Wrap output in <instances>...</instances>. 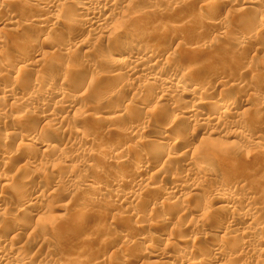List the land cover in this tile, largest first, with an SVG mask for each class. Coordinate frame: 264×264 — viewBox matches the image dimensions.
I'll use <instances>...</instances> for the list:
<instances>
[{
	"label": "rangeland",
	"instance_id": "1",
	"mask_svg": "<svg viewBox=\"0 0 264 264\" xmlns=\"http://www.w3.org/2000/svg\"><path fill=\"white\" fill-rule=\"evenodd\" d=\"M25 1H27V2L25 3ZM25 1L23 3L18 2L17 4H15L18 6L14 5V6H11V8L9 7V9L12 10V14H13L11 19H10L11 14H9L8 12H6L7 14L0 12V39H1V41L3 40V42L6 41V43L2 44V45H5L4 47L0 46L2 48L1 50H3V52H4L3 53L0 50V52H1L0 53V56H1L0 60L4 59V60L8 61V62L6 61V64L8 63V66L6 65V68L0 69V70H3V73H5L6 70H8V71L13 70V72H14L13 68L19 64H22V66L25 67L24 63L26 64V62H27L26 65H28L29 61L31 63H29V65L26 66L25 69L32 70V73L39 70V68L37 67L39 64L38 62L37 63L35 62L36 63L34 65L35 67H33V65H32L33 64L32 62L35 61V59H31V57L28 56V57H26V58H28V60L27 59L25 60V58L23 59L21 56H18L19 53H16V52L11 50L12 48H10V46L12 44L10 42V39H12L13 36H15L13 33H12L13 35L10 34L12 32V29H13L12 27L17 28L16 26H18V25L20 26L21 24H19V23L23 22L24 19L28 18L27 16H29V17L32 16L31 18H34V17L40 18L39 16H41L42 14H45L47 12L50 13L49 16L56 15V13L59 12V14L57 13V16H59L60 19H59L58 23L56 24V27L58 29L57 28H54V29H55V31L58 30V32L60 30V32L58 34H60V33L63 34L64 39H62V36L60 35L61 40L63 41L66 39V36H65L66 32L64 33L65 30L64 29L61 30L60 27H62L61 26L62 23H66L68 21L69 14H70L69 10L70 9L73 10L75 7H78L81 4L86 3L85 1H80V0H73L71 3H64L63 0H55V1L54 0H39L38 1L40 3L52 2L55 5L57 4L56 7L58 9L57 8L55 9L57 12H53L52 10L51 11H42L38 8H35L34 6L32 7L31 5H29L28 4V3H30L29 0H25ZM227 1L232 2V0H226L225 3L224 2L221 4L217 3L218 5H216L217 7L215 6L214 9L211 8L210 6L209 7L211 9L210 8L207 9L208 3L206 2V0H114V1L112 0V3L114 2V8H115L114 12H118V13L113 18L114 20L116 19L115 20L116 22L112 19V21H111L112 23L109 27H111L110 30L112 31V32L111 31L110 32L115 33V35L117 36L118 34H120L119 32L121 30H119V27H121L122 24H124V25H122L123 27L127 26V25L130 28L135 27L134 29L137 30L136 33H138L139 35H140L141 31H143V30L146 31V29L147 30H150V29L153 30L156 28L158 29V28L162 27L163 25H165L166 27L164 26L165 27L164 32L154 42L150 41L151 42L150 43L149 41H145L146 39H140V41H139V45H142V43H143L142 46H148V45L150 46L151 45L153 47L155 45L156 47H158L157 49H159V52H161V50H165L164 54L161 56L162 58H160L158 60V64H160V65H157V67L171 68V69H178L179 68L178 70L182 69L181 71H183V70H186V68H187L186 66H192L194 64L195 65L200 64L199 65L200 67L197 66L198 69H196L195 68L196 66H195L194 67L195 70H193V72H189L190 74H192L191 76L189 75L190 76L189 78H190L192 84H195V85H201L202 84V86L205 87L204 91H203L204 94L202 93V96H200V98H203V97L205 99L207 97L211 98L214 95L212 98H217L220 100V99H223L227 93L229 94L232 92V94H238L242 90L243 95H245V96H243V98L245 100L248 99V104H247V106L241 108V110L242 109L244 110L246 108H248V110H249V108L252 110H249L246 114H244V116L242 115L243 119L241 120V123H242L241 125H242V128H244V129L239 128L237 130L238 132H240V133L236 134L238 137L235 135L237 138L236 137L230 138V139H228V141L232 142V143H229V142L227 143V139L223 140L224 138L223 139L219 138L222 136L211 135V136L207 137V139H206V136H202L201 139L198 138L194 142L193 147H192L193 151L191 150V154L189 155L191 158L189 156H187V157H183L182 160H180L181 158L177 157L178 159L177 158L174 160L172 159L171 161H168V159H167V162H166L165 159L167 158L166 157L167 155H165V154L169 150H168V147H164V145L165 146H166V144L168 145L170 143V141L173 142V140L175 138L185 139L187 136H190L192 134L194 128H195V125H193V124H187L185 126H183V124L181 126L178 125V127H176V129H175L176 131L175 130L173 131V133L175 132L174 135L172 133L171 134L172 136L167 137L165 140H156L155 139V142L157 141V143L151 142L150 141V140H152V138H150L151 136H154L155 133L162 131V128H164L165 126H167L168 124L173 122V120H176L178 118V117H176L177 114L173 113L172 109L169 106H167V105L160 106L163 109H161L160 107H157L156 98H158L160 96L161 92L155 90L154 89L155 87H153V89H152L153 91H150L152 93H150V92L148 93V94H151V96L154 98L153 102L149 103L150 105H147L145 108H143L141 110H139V109L136 110L135 108H133V106L132 107L130 106L131 107V109H130L129 106H126V103H127V105L129 103L133 104V105H134V103L136 104L137 102H139L138 100H140V98L146 94V93H144L143 89H140V87H138V88L135 87L134 84L136 82L134 83L132 79L135 78L134 79V81H135V80H137V77H139L141 79L143 78V80H146V79H149L150 77H154L153 73H149V76H148V73H145L146 75L144 73L143 74L141 73V74H138L134 77L133 76L131 77L129 75L126 76V75L122 74L119 78H114L112 81V80H110V74H109L110 73L109 67H110V65H112V62H113V60H111V58H110V57H112L111 52L110 53H109V51L106 52L107 55H106V53H104L105 55H102V57L99 56V55H101L100 53L98 54V52H97V55H96V52H95L94 57L96 60L94 59V57H93V59L91 58L89 61H87L86 66H85V64H83V66L80 69L81 71H79L76 75L75 74L71 75V77L68 80H65L63 83L61 82V80H59V82H58V85H61V86L66 85L65 88L67 87V91L69 92L70 95L72 94L71 96L74 97V101H75V105L70 110L71 112L70 111L66 112L67 110H64L62 108H61L62 110L60 108L57 110L56 109L57 107L56 108H53L52 106L48 107V108H50L49 110L53 109L57 112H60L59 116L60 117L63 116L62 118H64L62 121H61V119H60V121L57 120V122H54V124L56 123L54 126H51V125H53V123H51V122H48V124H46L47 122H43V121H41V122L39 121V123H37V125H36V122H38V120L40 119V116H41L40 113L42 111H44L45 109L48 110V108H45V107L44 108L38 107L41 103H43L42 101H44V98L42 100V98H41L42 96H40V95H37V97L35 96L33 98L34 102L36 100H38L36 102L37 104H35L33 102V105H31V107H30L31 109H29L28 113L26 114V115L29 114V116L27 117V118H29L28 119L29 121L27 122V125H25V128L27 130L28 129L30 130V131L29 130L28 131L32 134L33 138H37L39 140L43 139L40 141L43 143H46V142H44L45 141L44 138H40V137H42L41 133L42 132L50 133V132L55 131V129L57 128L56 131L60 130L59 131L60 133L58 132V139H57L58 141H57L56 145L60 144L62 147L66 144L67 141H69L70 144H72L71 142H73L74 140H76L77 143L80 142L79 138L78 139H77V137H75V139L72 138L74 133L76 131L82 130L84 127H87L88 125H89L88 127H90L92 124L94 133H92V136H91L92 138L91 137H90L91 139L89 138V140H91L92 143L90 144L89 141H87V142L84 141L81 143L82 146H80V148L77 149L78 153L80 154L79 156L82 155L81 156L82 159L80 158V159H78V161L73 160L74 158H71L72 156H70L69 153H67L69 156L67 154H63L62 156H60V158H56V157L53 158V156L56 155L55 154L56 152H54V155H52L53 153L49 154L50 152H48V153L45 152L46 156H47V158H46L44 152H42L43 149H45L43 147L40 149L37 148V149L33 150L34 151L33 154H36V155H33L34 157L32 158V161H34V164H35L34 168H36V169L39 168L38 172L41 168L39 175L36 174L37 173L36 169L33 170L32 168H29L28 165H25L26 164L25 161L20 157H18V159H15L16 161L14 160L11 164L9 163L8 165L4 166L5 169L2 165H0L2 170L4 169V171L7 170L9 172V173L7 172L8 173L7 176H10L14 179L13 180V182H14L13 186L14 187L16 186V188L13 187L12 188L13 190L9 193L5 192V191H0L2 193V194L1 193L0 194L3 197V200L5 199L4 201L2 199H0L1 201H3L2 203H5V202L7 203V202L11 201L12 192L14 191L13 193H15L16 189L18 190L16 192H20V190L23 188L20 185L24 184L25 180H29V181H26L27 184L25 182V185H24L26 187L25 189H27V190H25L23 188V190L21 192H23L25 190L26 192L24 191L25 192L24 194L29 193L28 195L32 194L35 197L37 195L42 194L43 190H45L48 193L49 192L51 193V191H54V188L55 189L57 188L54 192L51 193L50 198L47 201H45L44 203H42V206L45 205L44 208H46V205H47L48 209L52 206L56 207L57 205L65 206V207L61 208L62 210H64L63 212L65 215L63 214V212L60 213L59 215L62 214L61 216L64 215V217L65 216L67 217V218L65 217L66 219L64 221L67 224V228L72 227L75 229L77 228V230L73 231V229L70 228L71 230L67 231V233H65V235L63 234V236L62 235L58 236V237H52L49 235L46 236L47 240L49 241L48 245L51 248V250L46 249L48 245L47 246H41V247L38 246L35 243V240H34L35 238H33L32 236L22 234L23 232H21L22 235L20 233H18V235H21L22 238H21V236H19V238L15 236V238L13 239L12 237H14V234H13V236L12 235L7 236V238L5 239L4 242L3 241L0 242L1 243L0 248L5 245L4 243L7 244L6 246H8V244H10L9 246H11V249H13V250L16 249L20 252L23 251L21 253H24V254L26 253L28 255V257H30V259H31L30 260L31 264L32 263H34V264H53L56 262H58V264L59 263L60 264H122V263L123 264H168V263L172 262L173 260L179 259L180 256L181 257L186 256L185 258H183V257L181 258L182 260L185 259V261L187 258H188L187 261L188 260L190 261V258H191L192 259L191 262L193 260H196L195 258L198 259L199 255H201V254L203 256H205V254H206V256H209V255H211L210 254L211 252H209L208 250H205L204 248L208 249V247H207L208 244L212 242V243H217V244L223 246V248L225 246H229L227 248L228 249L227 251L225 250L224 253H222L220 256H217L218 258L213 257V260H212V258H211L212 255L209 257L211 259H210V261L209 260L208 261L212 262V264H255L256 262L262 264L264 262V253L262 252L264 250V232L263 233L257 232L258 227L261 228L264 224V211H263L264 210V200H263L264 199V143L262 141L264 139V129H263L264 128V118H263L264 117V60H263L264 59V57H263L264 56V49H263L264 48V44H263L264 32L259 33L258 37H255L250 42H247V44L240 42L241 33L253 34V33L257 32L260 28H262L264 31V24H263V22H260L261 17L262 16L264 17V0H233L232 3H230V2L228 3ZM248 1H252V2L256 1V2H254L255 5H251V4L247 3ZM100 2L102 3L103 1H100ZM205 3H207V4L205 5ZM204 6H205V8H204ZM24 7H26V8H24ZM63 8L65 9V11ZM200 10H204V12L206 11L205 13L207 14L206 15L207 20H201V21L199 19L197 20L196 14ZM22 12H24L25 14L23 13L21 15L20 13H22ZM209 12H211V13H209ZM245 12H247V13H245ZM60 14H61V17H60ZM210 14H211V16H210ZM12 18L15 20H12ZM214 18H215V20H214ZM208 19L210 21H208ZM204 21H206V22H204ZM225 22L227 23V27L225 26L226 25ZM210 23L212 25H210ZM221 23H223L224 25L223 24L222 25L226 27L223 29L224 33L226 31L224 36H223V34H219V31H218L219 28L217 27V25L221 24ZM112 24H114L115 26ZM213 24H216V25L213 26ZM215 27H217L218 29ZM30 28H31V25H30ZM49 29L50 28L47 26L42 27L40 29V33L38 32L39 36L37 37V38L40 37V39H39L40 41H36V39H35V41H33L35 43H32L33 45L31 47H29L30 46L29 40L31 39L30 35L32 33L31 34L29 33L30 35H28L26 33L27 34V36H26V34L22 32V34L19 37H16L15 39L17 40L18 43L20 42V44L21 43L24 44L23 46L22 45L21 46L25 50L27 47L28 51L31 50L33 47H35L37 44L39 45V46L38 45L36 46L38 48L40 47L41 49H43V48L47 47L48 49H50L51 43L52 44L55 43V42L50 43V41H52V40L55 41V39H53V36H54V38H56V36L54 35V32H52L53 29H52V31H51V29L50 30ZM116 30H118V31L114 32ZM223 30H221L220 32H222ZM38 31H39V28H38ZM216 31H218V32H216ZM70 33L73 36H76L77 31L75 32L73 30V31H70ZM51 34H53V35H51ZM11 35H12V38H11ZM50 36H52V37H50ZM60 36L57 35L59 40H60ZM41 37H43L44 40L50 39V41H49L50 45H47L48 44V40H47V42L43 43V45L41 46L42 40H43V38H41ZM222 37H224V38H222ZM45 38H47V39H45ZM107 40H108V38L103 39V44L106 43ZM142 40H143V42H142ZM8 42H10L9 45H7ZM257 42H259V43H257ZM69 43L70 44H68V46H67L69 48L68 51L71 52L73 50V53H75L74 58H76V56L78 57L79 53L77 54L76 52H79L81 49L77 48L78 46H77L76 41L69 40ZM73 43H74V45H73ZM239 43H240V45H239ZM248 43H250V44H248ZM27 44H29V46ZM25 45H26V47H25ZM44 45H45V47H44ZM162 45H163V47H162ZM91 46H92V44L87 46V48L90 47L89 48L90 51H91V48H93L95 45L92 47ZM175 47H177V49H175ZM4 48L7 51H5ZM75 48H77V49H75ZM87 48H85V49H87ZM161 48H164V49H161ZM48 49H45V51H47ZM65 49H66V47H65ZM85 49H82V50L84 51ZM27 50H26V52L29 53L30 51L28 52ZM74 50H76V52ZM48 51L46 53V57H47V54H48V56H51V54L53 56V54H54V53H52L53 50H48ZM108 53H109V55H108ZM103 56H108L109 57L108 59L110 61H112L109 66H108V64L110 62L107 63L106 58H104ZM15 60H16L17 64L12 63ZM101 60H102V62H101ZM69 62L70 61L67 60L66 63H69ZM192 62H194V64ZM113 65H116V64H113ZM10 67H11V69H10ZM46 67H48V66H45V68ZM254 67L255 68L258 67L261 70L260 76L255 77V76L251 75ZM45 68L43 67L41 69H45ZM112 68L118 69L119 67L117 65L114 67L112 66ZM60 72L63 73L64 70L61 69ZM147 76H148V78H146ZM90 77H91V79H90ZM222 80L224 82H222ZM24 81L25 80L22 81L24 84L21 81L17 82L18 84L16 83V87L17 88H20V87L23 88V85H25ZM67 81H69L70 84L67 83ZM239 81H240V86L241 85L242 86L235 88L237 86L236 85L237 82H239ZM220 82H222L223 84L222 83L220 84ZM225 82H226L227 86H226ZM241 82H242V84H241ZM10 83H11V81H10L9 76H6L4 78H0V89L7 87V85L9 86ZM75 83L77 86L75 85ZM129 83L131 84V86ZM249 85H252L253 88H252V86L250 88ZM247 88H248V90H247ZM252 89H254V91H251ZM261 90H263V91H261ZM211 91H213V92H211ZM237 91H239V92L237 93ZM21 92H23V95H25V92H26V95H27V92L29 93L30 91H21ZM234 92H236V93H234ZM242 92L240 93V95H242ZM113 94H115V95H113ZM162 94H164V93H162ZM168 94L173 97L172 100L176 101V96L174 94H172L170 92ZM249 94H251V95L253 94V95L248 96ZM204 98H203V100H205ZM34 99H36V100H34ZM54 100L55 99H53V101ZM181 101H183V102H181ZM3 103H4V101L2 103H0V105H1L0 109L3 108L2 112L7 110V112L5 111L4 114L6 115V117L8 116L9 118L8 117L5 118L6 120H4V118H3V120L1 119L2 121H0V147H1L0 155L1 156L4 152L8 153V152H12V150L14 151L16 149V143L17 142H15L14 139L11 140L12 142H8L4 138L6 137L5 135H7L8 127L10 125L12 126L14 120L16 119V115H17V117L19 115L17 112V110L19 111V109H16V107L13 108V106H11L12 107L11 108L10 104L8 102L6 103V101H5L6 105ZM178 103H179V106H181L183 103V107H184L186 104H188V105L191 104L192 100L187 98V97H184L180 100L178 99ZM184 103H185V105H184ZM45 104H47V103H45ZM154 105L157 108H155ZM188 105H186V106H188ZM191 105H189V108ZM32 106H33V108H32ZM87 106L90 108V110H92L91 114H93L94 116L91 115L92 116L91 118H89V117L85 118V120H83V121L79 118L81 121V123H80V121L77 119V117L80 115L79 113H81L82 110L87 109ZM212 108L214 109L213 105H211V109ZM215 108H216V106H215ZM121 109L123 110L122 114H123L124 118H123V116H121V118H119L120 117V114H119L118 118L116 117L117 120L116 121L113 120V118L117 115L118 112L121 111ZM124 109L126 111H124ZM151 109H152V111H151ZM131 110H133V111H131ZM256 110H258V113L260 111H262L261 113L263 114L262 117L260 118L261 120L258 119L257 122H255L256 120H254L252 117H250L252 115L251 113L256 111ZM114 111L115 112L118 111L115 116H113V114H112ZM111 115L113 118L112 117L110 118ZM134 115H136L137 119H135ZM20 116H21V114H20ZM102 116H104V117L107 116L111 119V122L108 126H110L112 123L114 125L112 124L110 127H108L107 125L96 126L95 120H97L98 117H102ZM166 116H167V118H165ZM139 118H140V122H139ZM136 120H137V122H136ZM58 121L62 122V124L59 123ZM137 123H144V125H146L145 131L142 133L140 132L141 135H140V133H137L135 135H129V136L127 133L124 134V130H126L125 132H129L128 128L132 127L134 124H137ZM252 124H253V126H252ZM93 125H95V126H93ZM92 127H91V129H92ZM44 130H46V131H44ZM61 133H63L64 136H63V134L61 135ZM70 134L72 136H70ZM3 136H5V137L3 138ZM170 138L172 140H170ZM202 139H206L208 141H211L209 139H212V140H214L213 143H215L217 141L218 143L216 142L215 144H217L218 147H222L224 150H226V149L228 150V149H230V147H232V146L234 147L237 144L240 145L242 148L239 146L240 147L239 149L242 152L243 151L244 152L240 153L241 155H239L238 157L235 156L236 160H235V158L233 160V162H236V165L237 164L238 165L237 166L233 165V167H232V164H231L232 162H227V163H229V166L227 163H223L225 161L224 160L221 161L222 158H219V157H222L220 155L225 156V153H223V152L219 153V151H218V153L220 155L217 152L213 155V157H214L217 154V156H219V157H217V158L216 157H214V158L209 157V160H208L207 156H210V154L206 153V156L205 155L203 156V153L205 154V152H203L201 149L199 152V149L197 148V147L200 148V145L207 144V142L205 143L204 141H202V142L200 141V143H199V140H202ZM239 140H240V142H239ZM1 141L3 142V144ZM4 141H6V142L4 143ZM76 141H74V142H76ZM148 141L151 143H149ZM224 141H226V144L224 143ZM93 142H96V143H93ZM13 143H15V144L13 145ZM258 143L259 144L262 143L263 145L258 146ZM162 144H164V145H162ZM229 144H231V145H229ZM8 145H10V146H8ZM17 145H18V143H17ZM219 145H221V146H219ZM61 146H60V149H62ZM236 147H238V146H236ZM236 147H234V148H236ZM259 147H263V148L259 149ZM257 148H258V150H261L259 157H257L258 155H255L258 153ZM107 149L110 150V153H113L114 151L122 153L121 154L123 156L122 159L125 161V164L121 167L122 164L116 163L117 161L112 162L113 159L109 158V155H108L109 153H108ZM111 149H112V151H111ZM153 149L154 150L155 149H162V151H159V153L160 154H161V152H164V153L161 155L159 153L155 154L152 151ZM2 150H3V153H2ZM91 150H93V151H91ZM240 150H236V153L241 152ZM106 151H107V153H105ZM69 152H70V150H69ZM70 153H73V152H70ZM101 153H103V154H101ZM221 153H223V154H221ZM5 154H3V155H5ZM151 154H152V156L154 155L155 157L153 156L154 159L152 160V162L150 161L149 163L146 164V167L148 170L145 172V174L149 175V173H151L153 171H157L158 169L163 174H161V176H159L157 178H153L151 180V182L149 183L148 189L145 188V189L141 190V189H137L134 187L132 188L131 187L132 184L130 185L129 182L132 181V179H133L132 177H134V175L130 174L126 170V169H128L127 167L131 163L141 162L145 158L149 159L150 158L149 156H151ZM196 154H198V155L195 157ZM42 155H44L45 157ZM50 155H52V156L50 157ZM92 155H94V156H92ZM104 155H105V157H108V158L107 159L104 158ZM234 155H238V154H234ZM240 156H241V158H240ZM62 157L64 159L68 157L69 159L67 158V159H65L66 160L65 161ZM204 157H206V159H204ZM108 159H111V160H108ZM178 160L183 161L184 163L180 162ZM189 160L192 161V165L193 164L196 165L199 162H205V160H206V162L208 161L210 163H213V165L216 166L218 173H219L217 182L221 181V180H225L226 182L229 181L228 183L229 184L231 183V185H233V186H236V187L238 186V188L240 187V190L242 192L240 194L236 195L235 197H238V199H239L241 196H243V193H244V195L249 194L251 196V197L250 196L249 197L252 198L250 205L251 206L254 205L258 209H261V210H258V212H260L259 213L260 216L258 215V218L260 217V220L257 219L256 223L258 225L256 226V224H255V226H254L255 230H251L252 232L250 231L249 232L250 234L248 233V234L244 235V236H247V235L250 236L249 243L246 247L247 249H245V250H247L249 252L252 251L251 253L252 254L254 253L253 255H251L252 257L249 256V253H247V252H245V254L242 253L243 255L238 257V258H234V257H232V255H230L232 252H236V250H242L243 242H245V240H243L244 236H239L238 233L241 230H243L244 225H242V224L237 225L235 227V229L237 231V232L235 231V234H234V231L230 232L231 230H229V229L225 230L226 226H224V225L225 224L227 225L228 222H230V218H232L234 216L238 217L239 214L240 215L242 214V216H243L244 211H243L242 207H236L234 210L232 209L229 211L224 210V212H222V211L216 212V210L215 211L212 210L215 208L212 207L213 202H211V201H213V199L211 197H209V193L211 192V190L213 188L214 180L212 181L210 179L209 181L207 180L205 182L206 186L209 187L210 192L207 189L208 187L205 186L202 188V190L197 192V195H194V196L188 191H185L183 193L184 195L183 194H181V195H177V194L172 195L171 194L169 196V195L164 194L167 192L164 190L167 189L168 183H169L171 177L176 178L177 180L179 178V180L182 184L187 183V185H188V184H190L189 182H193L196 179L199 180L200 179L199 177H201L203 175V174H200L199 176H196L194 173H192V172L190 173L185 169V166L189 162ZM163 161H165V162H163ZM241 162L243 164H241ZM11 166H12V168H8ZM19 167H21V168H19ZM150 168H152V169H150ZM4 173H6V172H4ZM33 173L36 176H32ZM66 175H67V178H64ZM86 175L87 176L88 175L94 176V179L97 182H99V183L96 182L97 183L96 186L97 187L101 186L100 189H101L102 194H100L99 196L100 197H102L103 195L104 196L102 198H100L99 196L92 197V199H90L87 203H83L85 206L91 207V209L88 207L87 211H86V217H87V215H89L87 217V220L89 222L87 221L88 223H85V224L81 225L80 227H78V226L73 227L74 225L72 226V225H70V223H71V219L74 222V215H75L76 210L78 209V206L80 205L81 207H85L84 205H81L82 204L81 196H82V194H86L85 192H87V190H88L87 184L85 183L84 178H83ZM139 175L142 176L143 173H141ZM203 177H205L204 179H208L207 176H203ZM50 178L52 179V181L50 180ZM81 178H83V180ZM117 178H118V180H121V182L119 183V181L117 180L118 184L117 183L114 184L115 181H113V179L116 180ZM53 179H55V180H53ZM75 179L82 182V183L80 182V185H78L79 187L74 183ZM165 180H167L168 182ZM15 181H16V183H15ZM19 181H21V182L23 181L22 184H20L21 182H19ZM58 181H60V183H62V184H60ZM110 181H112L113 184L110 183ZM165 182H167V183H165ZM17 183H19V185ZM56 183H58V184H56ZM72 183H74L75 185ZM49 184H51V185H49ZM56 185L59 187H57ZM17 186H19V188H17ZM20 187H22V188H20ZM154 187L155 188L159 187L158 189L160 191L163 190L164 193L158 192V190L156 191V189ZM103 189H105L107 191H104ZM108 190L110 191V194L114 195V198H112L113 196L109 194ZM27 191H29V192L27 193ZM130 192L134 193L135 196L137 195L136 196L137 198L135 197V199H138L136 202H131L128 199L127 200H121V201L117 202L121 198V197L119 198L117 195L121 194L120 196H124ZM143 192H145V193H143ZM131 193H130V195H131ZM1 195H0V198H2ZM107 195H108V197H107ZM117 197L119 199H117ZM150 197H151V199H150ZM167 198H168V200H167ZM54 199H55V201H53ZM240 199H242V198H240ZM139 200H141V201H139ZM163 200L166 203L168 201L169 204L167 203L168 204L167 209L161 210V211H163V213L161 212L157 217L156 216L157 211L160 210L158 208H160L161 205L163 203H165ZM98 201H100V202H98ZM161 201H162V203H161ZM80 202H81V204H80ZM97 203L98 204L100 203L99 206L101 205L100 206L101 208L99 206H97L98 205ZM36 204L37 203H35V205H34L35 208H36ZM102 204L104 205V207H102L103 206ZM170 205H172V206H170ZM59 206H57V207H59ZM258 206H260V207H258ZM96 207L97 208L99 207L100 209L99 208L97 209ZM208 207H209V209H207ZM44 208H43V210L46 211V215L49 214L47 216L46 222H49V223L52 222L53 223L54 217L57 216L58 214L55 215L50 210H45ZM66 208H67V210L69 209L67 212L65 210ZM151 208H152V210H151ZM43 210L41 212H43ZM98 210H100L99 211L100 216L97 213ZM102 210H103L104 215L101 213ZM126 210H131V213L127 214ZM47 211H48V213H47ZM261 211H263V212L261 213ZM87 212H88V214H87ZM20 213L21 212H16L15 210H11L9 214L12 216V215L20 214ZM95 213H97V215ZM32 216L31 215L29 216L30 217L29 220L31 222H33V221L35 222L36 217H34V216L32 217ZM95 216L98 219H96ZM212 216H213V218H212ZM242 216H239V217H242ZM155 217H157V218L155 219ZM199 217L202 218L204 226H202L201 223H198V224L196 223V221L200 220ZM209 217L214 219V224H213V220L210 219ZM243 218H245V217H243ZM157 219L162 220L161 221L162 223L161 222H160V224L157 223V221H158ZM209 219H210V221L212 220L211 221L212 223L210 221H208ZM29 220L28 221L26 220L28 223L25 221V226L27 224H29V222H30ZM178 221H180V222L178 223ZM215 221H217V222H215ZM31 222L29 225H33V224H31ZM64 222H63V224H64ZM204 222H205V224H204ZM66 224H64V225H66ZM94 224H95V227H94ZM87 226H88V228H87ZM92 226H93V228H92ZM198 226H201L202 228L205 227V228H203V230H200V227H199V230H198V228H197ZM85 229H87V230H85ZM84 230H85V232H84ZM157 232H162L163 234L166 233V236H161L162 239L156 240L154 237L157 236V234H156ZM121 233H122V235H124V238H123V236H119ZM204 233L208 236H205L206 238L203 241V243L196 242L194 244H191V245H194L192 247H190L191 245H189V244H185V243H187L186 241L190 237L199 238ZM210 233H214L215 235L212 237ZM79 234H81L82 236ZM236 234H238V235H236ZM234 235H236V236H234ZM25 236H27V237H25ZM9 239H11V241ZM12 240H14V241H12ZM146 242L152 243V245L155 248L154 252L156 254L159 253L157 255H160L161 258L158 257L157 259L156 258L149 259V257H148L149 253L148 252L146 253V251L144 252L142 247H141V244H140V243L145 244ZM182 242H184V243H182ZM52 243H54V244H52ZM203 244H204V246H203ZM181 245H183V247H184L182 251L179 249V247H182ZM17 247L21 250H19ZM199 247L202 248L203 251ZM255 250H256V252H255ZM126 251H128V252L132 251L133 255L130 258L125 256ZM20 252H19V254H20ZM207 253H209V254H207ZM207 264H209V263H207Z\"/></svg>",
	"mask_w": 264,
	"mask_h": 264
},
{
	"label": "bare ground",
	"instance_id": "2",
	"mask_svg": "<svg viewBox=\"0 0 264 264\" xmlns=\"http://www.w3.org/2000/svg\"><path fill=\"white\" fill-rule=\"evenodd\" d=\"M10 3H9V2ZM0 0V12L2 13H6L8 12L9 14H11L10 16V19L12 17V10L9 9V7L11 8V6H14L15 4H17L18 2H24L25 0ZM30 3H28L29 5H31L32 7L34 6L35 8H38L42 11H53V12H57L55 9L57 8L56 5L52 2H46V3H40L38 2L39 0H29ZM55 1V0H54ZM73 0H63L64 3H71ZM80 1H85L86 3L85 4H81L80 6L78 7H75L73 10H69L70 14H69V18H68V21L66 23H62L60 27V29H64V33H65V36H66V39L65 40H61V36H62V39L63 38V34H58L60 32L55 31L54 28H57L56 27V24L58 23L59 21V16H57V13L59 14V12L56 13V15H53V16H49L50 13L47 12L45 14H42L41 16H39L40 18H31L29 16H27L28 18L24 19L23 22L19 23L21 24L20 26H16L17 28L15 27H12V32L10 34H14L15 36H13L12 38V35H11V38L10 39V42H11V46L10 48H12L11 50L16 52V53H19L18 56H21L23 59L25 58V60L28 58L26 57H31V59H35V61H33L32 65L33 67H35L34 65L38 62V68L39 70L35 71L34 73H32V70H28V69H25L26 66L29 65V63H31L29 61L28 65L27 62L26 64L24 63L25 67L22 66V64H19L17 66H15L13 69H14V72L13 70L11 71H8L6 70L5 73H3V70H0V78H4L6 76H9L10 77V85L3 89H0V103H2L4 101L3 104H5V101L6 103L8 102L10 104V107L13 106V108L16 107V109H19V111L17 110L18 112V117L16 115V119L14 120L12 126L10 125L8 127V132H7V135L3 136V138L5 140H7L8 142H12L11 140L14 139L16 143V149L13 151L12 149V152H4L3 153V150H2V153L5 154L2 156L0 155V165H2L3 167L8 165L9 163L11 164L15 159H18V157L22 158L24 161H25V165H28L29 168H32L33 170L36 169L34 168L35 164H34V161H32V158L34 157L33 155H36V154H33V150L35 149H40V148H45L43 149L42 152H44L45 156H46V153L50 152L49 154L53 153L52 155H54V152H56L55 156L56 158H60V156H62L63 154H67L69 153L70 156H72L71 158H74L73 160H76L78 161V159L81 158V156H79L80 154L78 153V150L80 148L81 143L82 142H87L89 141L90 144L92 143L91 140H89V138L92 136V133L93 132V127H92V124L90 127H82L80 131H76L73 135L72 138L75 139V137H77V139L79 138L80 142L77 143L76 142H71L72 144L69 143V141H65L66 144L62 147L60 144L56 145L57 144V139H58V132L60 131H53V132H42L41 135L42 137L40 138H44L46 143H43L41 142L40 140H43V139H37V138H33L32 134L25 128V125H27V122L29 121L27 118L29 116L26 115L29 111V109H31V105H33V98L37 95H40L42 96V100L44 98V101H42L43 103H41L38 107H41V108H48L50 106H52L53 108H56L57 110L60 108L64 109V110H67L66 112H69L73 106L75 105V101H74V97L71 96L69 94V92L67 91V87L65 88L66 85H58V82L59 80H61V82L63 83L65 80H68L71 75H76L79 71H81V67L83 66V64H87V61H89L91 58L93 59V57L95 56V52H96V55H97V52L98 54L100 53L102 57V55H105L104 53L108 52L109 53L111 52V55L112 57L110 61L108 58V56H103L104 58H106V61L107 63L110 62L108 64V66L111 64L112 62V65H110V80L113 81L114 78H119L122 74L124 75H129V76H136L138 74H145V73H148V76H149V73H153L154 77H150L149 79H146V80H143V78H139L137 77V80L134 81L135 78H133V82L135 83V87H140V89H143L144 90V93H146L145 95H143L140 100H138L139 102H137L136 104L134 103L133 104H128L126 103V106H129V108L131 109V107L133 106V108H135L136 110L139 109H143L145 108L147 105H150L149 103L150 102H153L154 98L151 96V94H148L150 91H153V87H155L154 89L164 93V94H160V96L158 98H156V105L157 107H160V106H169L173 113H176L178 117L176 120H173V122H171L170 124H168L167 126H165L164 128H162V131H159L157 133L154 134V136H151L150 138H152V140H150L151 142H154V143H157V141L155 142V139L156 140H165L167 137H170L172 136L171 134L173 133V131L176 129V127H178V125H182L185 126L187 124H193L195 125V128L192 132V134L190 136H187L185 139H178V138H175L172 141H170V143L166 146L164 144V147H168V150L167 153L165 155H167L165 161L167 162V159L168 161H171L172 159H176L177 157L181 158L180 160H182L183 157H187L191 154V150H192V147H193V144L194 142L199 138L201 139L202 136H206V139L207 137L211 136V135H217V136H222V137H219V138H224L223 140H226L227 139V143L229 142L228 139L230 138H234L236 137L238 133L237 130L240 128V129H244L242 128V123H241V120L243 119L242 118V115L244 116V114H246L249 110H252L249 108H246V109H242L243 107L247 106L248 104V99H244L243 96V92L242 90L240 91V93L242 92V95H240V93H238L239 91H237V93L239 94H232L231 93H227L226 96L223 98V99H217V98H204L205 100H203V98H200V96H202V93L204 91V88L201 85H195V84H192L191 83V80H190V76L192 74H190L189 72H193V70L198 69L197 66L199 65H195L194 62H192L194 65L192 66H186V70H178V69H171V68H163V67H157V65H160L158 64V60L160 58H162L161 56L164 54L165 50H161V52H159V49H157L158 47H156L154 44V46L152 47L151 45L149 46H142L143 45V40H142V45H139V41L140 39H146L145 41H155L165 30V25H163L162 27L160 28H156V29H153L151 30H143L141 31L140 35L137 32V30H135L133 28H130L128 25L127 26H122L124 24L121 25V27H119V30H121L117 36L115 35V33H111L112 31L110 30L111 27H109L111 25V21L112 19L115 17V15L118 13V12H114L115 8H114V2L112 3V0H80ZM100 1H103L102 3ZM114 1V0H113ZM226 0H206V2L208 3H205V5L207 4V9H209L210 7L214 9V7L216 5H218L219 3H225ZM27 1H25L26 3ZM228 3H232L231 1H227ZM256 1H248L247 3L248 4H251V5H255ZM9 3V4H8ZM21 3V4H22ZM129 3V2H128ZM192 3V2H191ZM218 3V4H217ZM20 4V5H21ZM27 4V5H28ZM175 4V3H174ZM177 4V3H176ZM23 5V4H22ZM257 5V4H256ZM15 6H18V5H15ZM210 6V7H209ZM30 7V6H29ZM66 7V6H65ZM217 7V6H216ZM26 8V7H24ZM28 8V7H27ZM203 8V7H202ZM205 8V6H204ZM210 8V9H211ZM14 9V8H13ZM18 9V8H17ZM29 9V8H28ZM58 9V8H57ZM62 9V8H61ZM64 9V8H63ZM68 9V8H67ZM66 9V10H67ZM200 9V8H199ZM212 9V10H213ZM15 10V9H14ZM59 11V10H58ZM65 11V9H64ZM210 11V10H209ZM15 12V11H14ZM17 12V11H16ZM67 12V11H66ZM126 12V11H125ZM124 12V13H125ZM206 12V11H205ZM204 12V10H200L198 11V13L196 14V17H197V20L199 19L200 21L201 20H207L206 18V13ZM214 12V11H213ZM241 12V11H240ZM239 12V13H240ZM24 12L20 13L21 15L23 14ZM211 13V12H209ZM208 13V14H209ZM238 13V14H239ZM247 13V12H245ZM7 14V13H6ZM8 14V15H9ZM25 14V13H24ZM29 14V13H28ZM55 14V13H54ZM242 14V13H241ZM48 15V16H47ZM217 15V14H216ZM237 15V14H236ZM18 16V15H17ZM26 16V15H25ZM211 16V14H210ZM20 17V16H19ZM37 17V16H36ZM60 17H61V14H60ZM213 18V17H212ZM241 18V17H240ZM9 19V20H10ZM211 19V18H210ZM12 20H15L12 18ZM23 20V19H22ZM114 20V19H113ZM116 20V19H115ZM114 20V21H115ZM215 20V18H214ZM208 21H210L208 19ZM207 21V22H208ZM218 21V20H217ZM10 22V21H9ZM17 22V21H16ZM19 22V21H18ZM116 22V21H115ZM119 22V21H118ZM206 22V21H204ZM259 22V21H258ZM260 22H263L264 24V17L262 16L261 17V20ZM259 22V23H260ZM162 23V22H161ZM160 23V24H161ZM167 23V22H166ZM216 23V22H215ZM226 23V22H225ZM115 24V23H114ZM112 24V25H114ZM119 24V23H118ZM223 23L221 24H218L217 27L219 28V34H223V36L225 35L224 33V28L227 27V23H226V27L222 25ZM262 24V25H263ZM9 25V24H8ZM30 25H31V28H30ZM210 25H212L210 23ZM209 25V26H210ZM216 25V24H213V26ZM229 25V24H228ZM260 25V24H259ZM15 26V25H14ZM49 27L52 31L54 32V35L56 36V38H54L53 36V39L52 41H50V39L48 40V44L47 45H50L49 44V41L50 43L51 42H55L54 44L51 43V48L48 49L47 47L46 48H43L41 49L40 47H33L31 50H27L28 48L26 47V50L29 52L27 53L26 50L22 47L24 44H20V42L18 43L17 40L15 39L16 37H19L22 32L23 33H27L28 35H30L31 39L29 40V44H27L29 47H31L33 44L32 43H35L33 41H40V37L37 38L39 35H38V32L40 33V29L42 27ZM115 26V25H114ZM165 26V27H164ZM132 27V26H131ZM159 27V26H158ZM215 27V28H217ZM38 28H39V31H38ZM217 28V29H218ZM49 29V30H50ZM58 29V28H57ZM137 29V28H136ZM216 29V30H217ZM77 31L76 33V36H73L70 31ZM221 30H223L222 32H220ZM111 31V32H110ZM118 30L114 31V32H117ZM214 31V30H213ZM216 31V32H218ZM248 32V31H247ZM264 32L262 28H260L257 32L253 33V34H245V33H241V40L240 42L242 43H246L247 42H250L251 40H253L255 37H258L259 33H262ZM30 33V34H29ZM26 34V36H27ZM72 36H71V35ZM117 34V33H116ZM53 35V34H51ZM60 36V40L59 38L57 37ZM229 35V34H228ZM221 36V35H220ZM254 36V37H253ZM52 37V36H50ZM49 37V38H50ZM226 37V36H225ZM230 37V36H229ZM21 38V37H20ZM43 38V37H41ZM105 38H108L107 42L103 44V39ZM218 38V37H217ZM220 38V37H219ZM224 38V37H222ZM3 39V38H2ZM18 39V38H17ZM25 39V38H24ZM38 39V40H37ZM257 39V38H256ZM255 39V40H256ZM261 39V38H260ZM8 40V39H7ZM47 40H42V44L41 46L43 45V43H46ZM69 40H72V41H76L77 43V48H80L81 50L79 52H76V50H74L77 54L79 53L78 57L76 56V58H74L75 56V53H73V50L70 52L68 51V44L69 43ZM176 40V39H175ZM216 40V39H215ZM259 40V39H258ZM5 41V40H4ZM44 41V42H43ZM158 41V40H157ZM7 43V45H9V43ZM25 42V41H24ZM216 42V41H215ZM3 43H6L3 42V40L1 41L0 39V46L4 47L5 45H2ZM39 43V42H38ZM151 43V42H150ZM241 43V44H242ZM259 43V42H257ZM94 46L93 48H91V51H90V47L87 48L88 45H91ZM157 44V43H156ZM238 44V43H237ZM250 44V43H248ZM264 44V42H263ZM22 45V46H21ZM35 45V44H34ZM46 45V46H47ZM74 45V43H73ZM76 45V44H75ZM161 45V44H160ZM235 45V44H234ZM240 45V43H239ZM238 45V46H239ZM39 46V45H38ZM91 46V47H92ZM167 46V45H166ZM0 47V50L2 49ZM8 47V46H7ZM45 47V45H44ZM66 47V49H65ZM163 47V45H162ZM242 47V46H241ZM57 48V49H56ZM75 48V49H77ZM87 48V49H85ZM238 48V47H237ZM22 49V50H21ZM45 49H48V50H53L51 56H48L47 54V57H46V53L47 51H45ZM71 49V48H70ZM82 49H85L84 51ZM157 49V50H156ZM161 49H164V48H161ZM167 49V48H166ZM171 49V48H170ZM175 49H177V47H175ZM264 49V48H263ZM5 50V48H4ZM7 51V50H5ZM260 51V50H259ZM1 52H3V50H1ZM0 52V53H1ZM9 52V51H8ZM11 52V51H10ZM22 52V53H21ZM49 52V51H48ZM174 52V51H173ZM4 53V52H3ZM13 53V52H12ZM108 53V55H109ZM6 54V53H5ZM49 54V55H50ZM81 55V56H80ZM107 55V53H106ZM1 57V56H0ZM98 57V56H97ZM262 57V56H261ZM264 57V56H263ZM8 58V57H7ZM117 58V59H116ZM95 59V57H94ZM68 61H70L69 63H66ZM96 60V59H95ZM109 60V61H108ZM264 60V59H263ZM6 61L7 60H0V69H4L6 68V65L8 66V63L6 64ZM104 61V60H103ZM8 62V61H7ZM36 62V63H35ZM102 62V60H101ZM11 63V62H10ZM14 64H17L16 60L14 62H12ZM82 63V64H81ZM100 63V62H99ZM98 63V64H99ZM113 64H116V65H113ZM258 64V63H257ZM11 65V64H10ZM31 65V64H30ZM118 65V69H114L112 68V66H117ZM170 65V64H169ZM45 66H48L45 68ZM93 66V65H92ZM97 66V65H96ZM196 66V67H195ZM36 67V68H37ZM45 68V69H41V68ZM185 67V66H184ZM195 67V68H194ZM200 67V66H199ZM84 68V67H83ZM82 68V69H83ZM86 68V67H85ZM176 68V67H175ZM11 69V67H10ZM64 70L63 73L60 72V70ZM202 69V68H201ZM204 69V68H203ZM206 70V69H205ZM199 71V70H198ZM251 73V72H250ZM87 74V73H86ZM198 74V73H197ZM93 75V74H92ZM146 75V74H145ZM190 75V76H189ZM252 76H260L261 75V70L257 67L252 70ZM263 75V74H262ZM148 76L146 78H148ZM100 77V76H99ZM145 77V76H144ZM8 78V77H7ZM97 78V77H96ZM195 78V77H194ZM91 79V77H90ZM104 79V78H103ZM201 79V78H200ZM23 80H25V85H23V88L20 87V88H17L16 87V83L17 82H22ZM78 80V79H77ZM116 80V79H115ZM202 80V79H201ZM71 81V80H70ZM74 81V80H73ZM121 81V80H120ZM214 81V80H213ZM226 81V80H225ZM230 81V80H229ZM233 81V80H232ZM231 81V82H232ZM109 82V81H108ZM222 82H224L222 80ZM220 82V84L222 83ZM243 82V81H242ZM241 82V84H242ZM254 82V81H253ZM23 83V82H22ZM67 83H69V81H67ZM72 83V82H71ZM79 83V82H78ZM83 83V82H82ZM93 83V82H92ZM132 83V82H131ZM205 83V82H204ZM251 83V82H250ZM18 84V83H17ZM24 84V83H23ZM70 84V83H69ZM121 84V83H120ZM130 84V83H129ZM128 84V85H129ZM198 84V83H197ZM219 84V85H220ZM223 84V83H222ZM226 84V82H225ZM253 84V83H252ZM20 85V84H19ZM76 85V83H75ZM91 85V84H90ZM95 85V84H94ZM127 85V84H126ZM205 85V84H204ZM217 85V84H216ZM215 85V86H216ZM237 87L240 86V81L237 82L236 84ZM248 85V84H247ZM77 86V85H76ZM93 86V85H92ZM131 86V84H130ZM223 86V85H222ZM227 86V84H226ZM242 86V85H241ZM240 86V87H241ZM250 88L252 85H249ZM248 86V87H249ZM256 86V85H255ZM263 86V85H262ZM16 87V88H15ZM19 87V86H18ZM75 87V86H74ZM126 87V86H125ZM246 87V86H245ZM88 88V87H87ZM91 88V87H90ZM93 88V87H92ZM130 88V87H129ZM253 88V86H252ZM100 89V88H99ZM128 89V88H127ZM207 89V88H206ZM205 89V90H206ZM20 90V91H19ZM245 90V89H244ZM248 90V88H247ZM21 91H30L29 93L27 92V95H26V92H25V95H23V92ZM88 91V90H87ZM251 91H254V89H252ZM263 91V90H261ZM172 93L176 96V101L175 100H172V96H170L168 93ZM213 92V91H211ZM249 92V91H248ZM79 93V92H78ZM85 93V92H84ZM109 93V92H108ZM152 93V92H150ZM158 93V92H157ZM208 93V92H207ZM236 93V92H234ZM255 93V92H254ZM30 94V95H29ZM171 94V95H172ZM204 94V93H203ZM115 95V94H113ZM253 95V94H252ZM251 94H249L248 96H252ZM255 95V94H254ZM110 96V95H109ZM211 96V95H210ZM209 96V97H210ZM59 97V98H58ZM76 97V96H75ZM184 97H187L189 99L192 100V105L190 106L189 108V105L186 106L185 103L183 107V103L181 106H179V103H178V99H182ZM247 97V96H246ZM88 98V97H87ZM110 98V97H109ZM115 98V97H114ZM53 99H55L53 101ZM57 99V100H56ZM79 99V98H78ZM244 99V100H243ZM36 100V99H34ZM251 100V99H250ZM38 100H36L34 103L37 104ZM183 102V101H181ZM250 102V101H249ZM47 103V104H45ZM214 103V104H213ZM252 103V102H251ZM39 104V103H38ZM91 104V103H90ZM181 104V103H180ZM6 105V104H5ZM211 105L214 106V109L212 108L211 109ZM1 106V105H0ZM18 106V107H17ZM86 106V105H85ZM90 106V105H89ZM131 106V107H130ZM155 106V105H154ZM216 106V108H215ZM155 106V108H157ZM2 108V107H1ZM12 108V107H11ZM33 108V106H32ZM132 108V109H133ZM161 109H163L162 107H160ZM253 108V107H252ZM3 109V108H2ZM0 109V121L3 120H6L5 118L6 115L4 114V112L7 110H5L4 112H2L3 110ZM15 109V110H16ZM50 108H48V110H44L40 113V119L38 120V122H36V125L37 123H39V121H43V122H47L46 124H48V122H51L53 123V125L51 126H54V122H57V120L61 121L64 119L62 117L59 116V113L60 112H57L53 109L49 110ZM61 109V110H62ZM82 109V108H81ZM134 109V110H135ZM42 110V109H41ZM60 110V111H61ZM129 110V109H128ZM135 110V111H136ZM146 110V109H145ZM91 111L90 108L87 106V109L85 110H82L81 113H78L80 114L77 119L80 121V119L83 121L85 120V118H91L93 114H91ZM124 111H126L124 109ZM133 111V110H131ZM152 111V109H151ZM155 111V110H154ZM71 112V111H70ZM115 112V111H114ZM112 113L113 116L116 115V113L118 112H115V113ZM149 112V111H148ZM159 112V111H158ZM262 111H260L258 113V110L252 112L251 116L254 120H256L255 122H257L258 119H260L262 117ZM30 113V112H29ZM123 110L121 109L120 112L117 113V115L113 118L112 115L110 116V118L112 117L113 120H117L119 114H120V117L123 116ZM138 113V112H137ZM142 113V112H141ZM156 113V112H155ZM10 114V113H9ZM8 114V115H9ZM21 114V116H20ZM39 114V113H38ZM122 114V115H121ZM125 114V113H124ZM143 114V113H142ZM158 114V113H157ZM146 115V114H145ZM150 115V114H149ZM38 116V115H37ZM94 116V115H93ZM138 116V115H137ZM144 116V115H143ZM148 116V115H147ZM67 117V116H66ZM117 117V118H116ZM135 119L136 118V115H134ZM133 117V118H134ZM140 117V116H139ZM9 118V117H8ZM80 118V119H79ZM109 117H98L97 120H95L96 122V126H101V125H109L110 122H111V119ZM116 118V119H115ZM124 118V116H123ZM131 118V117H130ZM146 118V117H145ZM153 118V117H152ZM167 118V116L165 117ZM264 118V117H263ZM2 119V120H1ZM67 119V118H66ZM90 120V119H89ZM145 120V119H144ZM143 120V121H144ZM164 120V119H163ZM261 120V119H260ZM58 121V122H59ZM132 121V120H131ZM148 121V120H147ZM172 121V120H171ZM4 122V121H3ZM6 122V121H5ZM93 122V121H92ZM114 122V121H113ZM119 122V121H118ZM137 122V120H136ZM139 122H140V118H139ZM161 122V121H160ZM165 122V121H164ZM243 122V121H242ZM254 122V121H253ZM2 123V122H1ZM30 123V122H29ZM28 123V124H29ZM62 124V122H59ZM69 123V122H68ZM81 123V121H80ZM152 123V122H151ZM157 123V122H156ZM45 124V123H44ZM113 124V123H112ZM111 124V125H112ZM244 124V123H243ZM254 124V123H253ZM252 124V126H253ZM31 125V124H30ZM64 125V124H63ZM68 125V124H67ZM71 125V124H70ZM110 125V126H111ZM114 125V124H113ZM128 125V124H127ZM148 125V124H147ZM161 125V124H160ZM33 126V125H32ZM35 126V125H34ZM45 126V125H44ZM95 126V125H93ZM108 126V127H110ZM132 126V125H131ZM27 127V126H26ZM63 127V126H62ZM92 127V129H91ZM162 127V126H161ZM194 127V126H193ZM245 127V126H244ZM247 127V126H246ZM30 128V127H29ZM70 128V127H69ZM115 128V127H114ZM181 128V127H180ZM186 128V127H185ZM61 129V128H60ZM146 129V125H144V123H137V124H134L132 127L128 128L129 132H125L126 130H124V134H128L129 135H135L137 133H142L144 132ZM264 129V128H263ZM34 130V129H33ZM42 130V129H41ZM52 130V129H51ZM70 130V129H69ZM109 130V129H108ZM113 130V129H112ZM249 130V129H248ZM46 131V130H44ZM72 131V130H71ZM118 131V130H117ZM176 131V130H175ZM108 132V131H107ZM255 132V131H254ZM60 133V132H59ZM72 133V132H71ZM140 133V135H141ZM175 133V132H174ZM173 133V135H174ZM63 133H61L62 135ZM123 134V133H122ZM254 134V133H253ZM252 134V135H253ZM181 135V134H180ZM236 135V136H235ZM64 136V134H63ZM62 136V137H63ZM70 136H72L70 134ZM185 136V135H184ZM183 136V137H184ZM108 137V136H107ZM181 137V136H180ZM213 137V136H212ZM238 137V136H237ZM236 137V138H237ZM92 138V137H91ZM90 138V139H91ZM204 138V137H203ZM2 139V138H1ZM67 139V138H66ZM71 139V138H70ZM147 139V138H146ZM149 139V138H148ZM206 139H202V140H199V143L200 141H204L205 143L207 142V144H203V145H200V148L197 147L199 149V152H200V149L205 152V154L203 153V156L205 155L206 156V153L210 154V156H207L208 160H209V157L211 158H214V157H219L217 156H214L213 155L218 151L219 153L220 152H223L225 153V156L223 155H219L222 156V157H219V158H222L221 161H225L223 163H227V162H232V167L233 165H236V162H233L234 158L236 160V157H238L239 155H241L240 153H243L239 148L241 147L240 145H236L234 147H230V149H226L224 150L222 147H218L217 144L213 143L214 140L212 139H209L211 141H208ZM221 139V140H222ZM240 139V138H239ZM64 140V139H63ZM94 140V139H93ZM170 140H172L170 138ZM219 140V139H218ZM99 141V140H98ZM147 141V140H146ZM263 143H264V139L262 140ZM2 142V141H1ZM6 141H4L5 143ZM14 142V141H13ZM149 142V141H148ZM149 142V143H151ZM240 142V140H239ZM93 143H96V142H93ZM100 143V142H99ZM153 143V144H154ZM218 143V142H217ZM224 143L226 144V141H224ZM229 143H232V142H229ZM3 144V142H2ZM15 143H13L14 145ZM85 144V143H84ZM83 144V145H84ZM87 144V143H86ZM160 144V143H159ZM215 144V145H214ZM11 145V144H10ZM8 145V146H10ZM198 145V144H197ZM224 145V144H223ZM231 145V144H229ZM257 145V144H256ZM259 145H263L262 143H258V146ZM2 146V145H1ZM18 146V147H17ZM60 146L62 147V149H60ZM85 146V145H84ZM93 146V145H92ZM153 146V145H152ZM156 146V145H155ZM221 146V145H219ZM240 146V147H239ZM257 146V147H258ZM90 147V146H89ZM158 147V146H157ZM163 147V148H164ZM228 147V146H227ZM83 148V147H82ZM154 148V147H153ZM242 148V147H241ZM263 147H259V149H262ZM1 149V147H0ZM86 149V148H85ZM94 149V148H93ZM195 149V148H194ZM73 152V153H70L69 152ZM102 150V149H101ZM108 150V155H109V158L113 159L112 162H115L117 161L116 163H120L122 164L121 167L125 164V161L122 159L123 156L121 155L122 153H119V152H116L114 151L113 153H110V150ZM236 150H240L241 152H238L236 153ZM258 150V148H257ZM37 151V150H36ZM35 151V152H36ZM93 151V150H91ZM112 151V149H111ZM153 153L155 154H158L159 151H162V149H153L152 150ZM193 151V150H192ZM196 151V150H195ZM46 152V153H45ZM90 152V151H89ZM263 152V151H262ZM41 153V152H40ZM81 153V152H80ZM86 153V152H85ZM84 153V154H85ZM99 153V152H98ZM97 153V154H98ZM107 153V151L105 152ZM164 152H161V154H163ZM221 153V154H223ZM261 153V150H258V153L255 154V155H258L257 157H259ZM39 154V153H38ZM87 154V153H86ZM103 154V153H101ZM160 154V153H159ZM160 154V155H161ZM193 154V153H192ZM234 154H238V155H234ZM50 155V157L52 156ZM68 155V154H67ZM106 155V154H105ZM104 155V158H108V157H105ZM159 155V156H160ZM164 155V156H165ZM194 155V154H193ZM198 154L195 155V157L197 156ZM243 155V154H242ZM44 156V155H42ZM44 156V157H45ZM69 156V155H68ZM79 156V157H78ZM94 156V155H92ZM97 156V155H96ZM107 156V155H106ZM152 156V154H151ZM149 156L150 158L147 159H143L141 162H134V163H131L129 164V166L127 167L128 169H126L130 174L134 175V177H132V181L129 182V184L131 185L132 184V188H137V189H145L147 188L148 189V186H149V183L151 182V180L153 178H157L159 176H161V174H163L159 169L157 171H153L151 173H149V175L145 174V172L148 170L147 167H146V164L149 163L150 161L152 162V160L154 159V157L152 156ZM158 156V155H157ZM202 156V155H201ZM236 156V157H235ZM247 156V155H246ZM190 157V156H189ZM47 158V156H46ZM63 158V157H62ZM68 158V157H67ZM65 158V159H67ZM95 158V157H94ZM163 158V157H162ZM191 158V157H190ZM241 158V156H240ZM246 158V157H245ZM44 159V158H43ZM64 159V158H63ZM64 159V160H65ZM69 159V158H68ZM82 159V158H81ZM88 159V158H87ZM111 159H108V160H111ZM178 159V158H177ZM188 159V158H187ZM203 159V158H202ZM204 159H206V157H204ZM262 159V158H261ZM35 160V159H34ZM41 160V159H40ZM178 160V161H180ZM216 160V159H215ZM16 161V160H15ZM66 161V160H65ZM86 161V160H85ZM163 161V162H165ZM188 161V160H187ZM186 161V162H187ZM260 161V160H259ZM176 162V161H175ZM180 162H183V161H180ZM220 162V161H219ZM238 162V161H237ZM58 163V162H57ZM115 163V164H116ZM184 163V162H183ZM221 163V162H220ZM83 164V163H82ZM86 164V163H85ZM186 164V163H185ZM217 164V163H216ZM219 164V163H218ZM228 166H229V163H227ZM226 164V165H227ZM241 164H243L241 162ZM30 165V166H29ZM78 165V164H77ZM169 165V164H168ZM180 165V164H179ZM195 164L192 165V161L189 160V162L186 164L185 166V169L188 171V172H192L194 173L196 176H199L200 174H203L201 177H199L198 179L200 180H194L193 182H189L190 184L187 185L186 184H182L178 178V180L176 178H172L170 179L169 183H168V187L166 190L164 191H167L166 193H164V191H160L157 187L155 188L156 191L158 190V192H163L165 195H174V194H177V195H181L183 194L185 191H188L190 192L193 196L194 195H197V192H199L200 190H202L203 187L206 186V181L208 180H214V185H213V188L211 190V192L209 191V187L208 191L210 192L209 193V197H211L213 199V202L212 203V207H214L215 209H212V210H216L217 211H222L224 212V210L226 211H229V210H234L236 207H242L243 211H244V214L242 216V214L239 216H242V217H232L230 218V222H228V224L224 225L226 226L225 227V230H231L230 232L234 231V234H235V227L239 224H242L244 225V228L243 230H241L238 234L239 236H244L245 234H248L251 230H255V224L256 226L258 225L256 223L257 219L260 220V217L258 218V215L260 212H258V210H261V209H258L257 207H255L254 205H250L251 204V201H252V198H250L251 196L249 194H246L244 195L243 193V196H241L240 198L242 199H238V197H235L236 195L240 194L242 191L240 190V187L238 188V186H233L231 185V183L229 184L228 182H226L225 180H221V181H218L217 182V179H218V176H219V173H218V170L216 168L215 165H213V163H210V162H199L198 164ZM238 165V164H237ZM236 165V166H237ZM24 166V165H23ZM54 166V165H53ZM100 166V165H99ZM107 166V165H106ZM118 166V165H117ZM120 166V165H119ZM183 166V165H182ZM242 166V165H241ZM46 167V166H45ZM218 167V166H217ZM231 167V168H232ZM8 168H12L11 167H8ZM21 168V167H19ZM48 168V167H47ZM53 168V167H52ZM164 168V167H163ZM239 168V167H238ZM5 169V167H4ZM4 169L2 170L1 169V166H0V191H5V192H11L13 189V185H14V182H13V178L10 177V176H7V174L9 173L7 170L4 171ZM25 169V168H24ZM39 169V168H38ZM38 169H36L37 173L39 175V172L41 170H39L38 172ZM43 169V168H42ZM152 169V168H150ZM243 169V168H242ZM10 170V169H9ZM27 170V169H26ZM25 170V171H26ZM44 170V169H43ZM163 170V169H162ZM167 170V169H166ZM32 171V170H31ZM60 171V170H59ZM6 172V173H4ZM8 172V173H7ZM21 172V171H20ZM45 172V171H44ZM47 172V171H46ZM57 172V171H56ZM186 172V171H185ZM143 173L142 176H140L139 174ZM225 173V172H224ZM24 174V173H23ZM22 174V175H23ZM28 174V173H27ZM26 174V175H27ZM31 174V173H30ZM45 174V173H44ZM48 174V173H47ZM51 174V173H50ZM106 174V173H105ZM110 174V173H109ZM118 174V173H117ZM17 175V174H16ZM25 175V176H26ZM119 175V174H118ZM139 175V176H138ZM248 175V174H247ZM30 176V175H29ZM32 176H36L34 173ZM203 176H207L208 179H204L205 177ZM243 176V175H242ZM28 177V176H27ZM26 177V178H27ZM48 177V176H47ZM64 177V176H63ZM164 177V176H163ZM166 177V176H165ZM169 177V176H168ZM24 178V177H23ZM22 178V179H23ZM29 178V177H28ZM27 178V179H28ZM54 178V177H53ZM64 178H67V175L64 177ZM84 181L85 183L87 184V192H85L86 194H82L81 196V201H82V204L80 202L81 205H84L83 203H87L90 199H92V197H97L99 196L100 194H102L101 192V189L100 187L101 186H96L97 182L95 179H94V176H84ZM83 178H81L83 180ZM104 178V177H103ZM116 178V177H115ZM203 178V179H202ZM246 178V177H245ZM18 180V179H17ZM48 180V179H47ZM50 180L52 181V179L50 178ZM55 180V179H53ZM69 180V179H68ZM108 180V179H107ZM118 178L115 180L113 179V181H115L114 184H116L118 181L119 183L121 182V180H118ZM162 180V179H161ZM165 180V181H167ZM248 180V179H247ZM24 181V180H23ZM22 181V182H23ZM26 181H29V180H25L24 181V184H22L21 182L20 186H22L24 189L26 188L24 185H25V182ZM65 181V180H64ZM101 181V180H100ZM167 181V182H168ZM57 182V181H56ZM60 183V181H58ZM72 182V181H71ZM80 182L79 180H74V183L78 186L80 185ZM97 182V183H96ZM103 182V181H102ZM125 182V181H124ZM165 182V183H167ZM211 182V181H210ZM247 182V181H246ZM16 183V181H15ZM50 183V182H49ZM72 183V184H74ZM82 183V182H81ZM110 183L113 184L112 181H110ZM19 185V183H17ZM27 184V182H26ZM58 184V183H56ZM62 184V183H60ZM74 184V185H75ZM103 184V183H102ZM111 184V185H112ZM118 184V183H117ZM238 184V183H237ZM243 184V183H242ZM51 185V184H49ZM84 185V184H83ZM248 185V184H247ZM28 186V185H27ZM43 186V185H42ZM48 186V185H47ZM57 186V185H56ZM55 186V187H56ZM107 186V185H106ZM210 186V185H209ZM20 187V188H22ZM59 187V186H57ZM70 187V186H69ZM79 187V186H78ZM110 187V186H109ZM162 187V186H161ZM16 188V186L14 187ZM17 188H19V186H17ZM23 188L20 190V192H16L18 191L17 189L15 190V193L12 192V196H11V201L9 202H5V203H2L4 200H3V197H2V193L0 194L3 201L0 200V242L1 241H5V239L7 238V236L9 235H12L14 234V237H12L13 239L16 237L19 238V236H21L22 234H25V235H28V236H32L33 238H35V243L38 245V246H47L49 244V241L47 240L46 236H52V237H58V236H63V234L65 235V233H67V231H70L72 227H68L67 228V224L64 222L66 218L64 217V210H62L61 208L62 207H65V206H59V207H50L49 209L47 208V205H46V208H44L45 205L42 206V203H44L45 201H47L50 196H51V193L54 192L56 189L54 188V191H51V193L49 192H46L45 190H43V193L40 194V195H37L36 197L33 196L32 194L28 195L29 191H27L28 194H24L27 190L25 189L23 192H21L23 190ZM74 188V187H73ZM245 188V187H244ZM44 189V188H43ZM49 189V188H48ZM47 189V190H48ZM51 189V188H50ZM153 189V188H152ZM161 189V188H160ZM186 189V190H185ZM53 190V189H52ZM104 191H107L105 189H103ZM204 190V189H203ZM45 191V192H44ZM58 191V190H57ZM61 191V190H60ZM78 191V190H77ZM76 191V192H77ZM121 191V190H120ZM147 191V190H146ZM205 191V190H204ZM207 191V190H206ZM248 191V190H247ZM109 194H110V191L108 190ZM157 192V193H158ZM107 193V192H106ZM131 193V192H130ZM128 193L127 195H124V196H120V195H117V199H119L117 202L121 201V200H130L131 202H136L138 199H135V194L134 193ZM145 193V192H143ZM56 194V193H55ZM81 194V193H80ZM124 194V193H123ZM133 194V195H132ZM156 194V193H155ZM106 195V194H105ZM112 195V194H110ZM109 195V196H110ZM184 195V194H183ZM242 195V194H241ZM102 196V195H101ZM104 196V195H103ZM102 196V197H103ZM114 198V195H112ZM176 196V195H175ZM250 196V197H249ZM74 197V196H73ZM100 197V196H99ZM100 197V198H102ZM106 197V196H105ZM108 197V195H107ZM110 198V197H109ZM137 198V197H136ZM139 198V197H138ZM254 198V197H253ZM9 199V198H8ZM98 199V198H97ZM132 199V200H131ZM151 199V197H150ZM52 200V199H51ZM109 200V199H108ZM168 200V198H167ZM261 200V199H260ZM264 200V199H263ZM50 201V200H49ZM55 201V199L53 200ZM92 201V200H91ZM90 201V202H91ZM141 201V200H139ZM164 201V200H163ZM100 202V201H98ZM111 202V201H110ZM109 202V203H110ZM165 202V201H164ZM35 203L36 204V208H35ZM53 203V202H52ZM95 203V202H94ZM113 203V202H112ZM139 203V202H138ZM162 203V201H161ZM168 203V201H167ZM166 202L163 203L161 205L159 211H157V214L156 216L158 217V215L163 211V209H167V204ZM173 203V202H172ZM255 203V202H254ZM263 203V202H262ZM51 204V203H50ZM54 204V203H53ZM91 204V203H90ZM98 204V203H97ZM100 204V203H99ZM99 204L97 206H99ZM104 204V203H103ZM102 204V205H103ZM129 204V203H128ZM145 204V203H144ZM257 204V203H256ZM49 205V204H48ZM159 205V204H158ZM157 205V206H158ZM211 205V204H210ZM20 206V207H19ZM80 206V205H79ZM78 206V209L76 210L75 212V215H74V222L73 220L71 219V223L70 225H74L73 227H80L81 225L85 224V223H88L89 221L87 220V217L89 215H87L86 217V211H87V208L89 207L91 209L90 206H85V207H79ZM94 206V205H93ZM101 206V205H100ZM99 206V207H100ZM111 206V205H110ZM134 206V205H133ZM172 206V205H170ZM95 207V206H94ZM98 207V208H99ZM104 207V205L102 206ZM144 207V206H143ZM174 207V206H173ZM260 207V206H258ZM43 208L45 210H50L53 214H58L57 216L54 217L53 219V223L52 222H46L47 220V216L49 215H46V211L43 210ZM97 208V207H96ZM97 208V209H98ZM101 208V207H100ZM99 208V209H100ZM263 208V207H262ZM95 209V208H94ZM112 209V208H111ZM110 209V210H111ZM130 209V208H129ZM209 209V207L207 208ZM11 210H15L16 212H21L20 214H17V215H10V211ZM43 210V212H41ZM66 212L69 210H67V208L65 209ZM152 210V208H151ZM178 210V209H177ZM90 211V210H89ZM88 211V212H89ZM99 211L98 210V214H99ZM124 211V210H123ZM264 211V210H263ZM261 211V213L263 212ZM63 212V216L59 215L60 213ZM87 212V214H88ZM105 212V211H104ZM151 212V211H150ZM215 212V213H216ZM48 213V211H47ZM97 213H95L97 215ZM103 214V210L101 212ZM126 213L129 214L131 213V210H126ZM134 213V212H133ZM230 213V212H229ZM234 213V212H233ZM67 214V213H66ZM34 216L36 217V221L33 223L29 220V216ZM52 215V214H51ZM68 215V214H67ZM104 215V214H103ZM119 215V214H118ZM150 215V214H149ZM155 215V214H154ZM182 215V214H181ZM217 215V214H216ZM32 216V217H33ZM100 216V214H99ZM219 216V215H218ZM217 216V217H218ZM237 216V215H236ZM260 216V215H259ZM52 217V216H51ZM102 217V216H101ZM155 217V219L157 218ZM231 217V216H230ZM245 217V218H243ZM263 217V216H262ZM91 218V217H90ZM93 218V217H92ZM96 218V216H95ZM107 218V217H106ZM200 220L196 221V223H201L202 226L203 225V220L201 217H199ZM198 218V219H199ZM210 218V217H209ZM213 218V216H212ZM210 218V219H212ZM89 219V218H88ZM98 219V218H96ZM100 219V218H99ZM102 219V218H101ZM204 219V218H203ZM208 219V218H207ZM210 219L208 221H210ZM216 219V218H215ZM30 221L31 224L33 225H29L27 224L25 226V221ZM95 220V219H94ZM158 220V219H157ZM179 220V219H178ZM213 220V224H214V219ZM211 220V221H212ZM258 220V221H259ZM263 220V219H262ZM26 221V222H27ZM88 221V222H87ZM98 221V220H97ZM100 221V220H99ZM162 220H158L157 223L160 224ZM207 221V220H206ZM210 221V222H211ZM66 224L64 225L63 224ZM101 222V221H100ZM165 222V221H164ZM180 221H178L179 223ZM217 222V221H215ZM28 223V222H27ZM96 223V222H95ZM99 223V222H98ZM124 223V222H123ZM140 223V222H139ZM162 223V222H161ZM176 223V222H175ZM212 223V222H211ZM260 223V222H259ZM100 224V223H99ZM103 224V223H102ZM116 224V223H115ZM166 224V223H165ZM205 224V222H204ZM263 224V223H262ZM89 225V224H88ZM97 225V224H96ZM111 225V224H110ZM134 225V224H133ZM156 225V224H155ZM171 225V224H170ZM261 225V224H260ZM101 226V225H100ZM107 226V225H106ZM143 226V225H142ZM141 226V227H142ZM194 226V225H193ZM208 226V225H207ZM83 227V226H82ZM94 227H95V224H94ZM97 227V226H96ZM160 227V226H159ZM199 227H200V230H203V228L205 227H201V226H198V230H199ZM88 228V226H87ZM93 228V226H92ZM98 228V227H97ZM134 228V227H133ZM163 228V227H162ZM202 228V229H201ZM224 228V227H223ZM73 231L77 230V228H72ZM152 229V228H151ZM195 229V228H194ZM87 230V229H85ZM84 230V232H85ZM150 230V229H149ZM148 230V231H149ZM136 231V230H135ZM171 231V230H170ZM21 232H23L21 234ZM79 232V231H78ZM215 232V231H214ZM229 232V231H228ZM237 232V231H236ZM252 232V231H251ZM258 233H263L264 232V224L261 228L258 227ZM18 233H20L21 235H18ZM69 233V232H68ZM80 233V232H79ZM200 233V232H199ZM216 233V232H215ZM70 234V233H69ZM76 234V233H75ZM82 234V233H81ZM79 234V235H81ZM84 234V233H83ZM157 236H155L154 238L157 240V239H162L161 236H166V233L163 234L162 232H157L156 233ZM211 236L213 237L215 234L214 233H210ZM231 234V233H230ZM236 234V235H238ZM250 234V233H249ZM67 235V234H66ZM171 235V234H170ZM169 235V236H170ZM234 235V236H236ZM82 236V235H81ZM90 236V235H89ZM113 236V235H112ZM119 236H123L124 238V235H122V233L119 235ZM127 236V235H126ZM205 236H208L206 235L205 233L202 234L199 238H196V237H190L185 243V244H194L196 242H199V243H203V241L205 240ZM27 237V236H25ZM66 237V236H65ZM74 237V236H73ZM134 237V236H133ZM11 238V239H12ZM17 238V239H18ZM22 238V236H21ZM50 238V237H49ZM68 238V237H67ZM153 238V237H152ZM234 238V237H233ZM11 239H9L11 241ZM63 239V238H62ZM85 239V238H84ZM121 239V238H120ZM203 239V240H202ZM19 240V239H18ZM31 240V239H30ZM243 240H245V242H243V246H242V250H236V252H232L230 255H232V257L234 258H238L240 256H242L245 252L249 253V256L253 255L251 252L245 250L247 249V245L249 243V240H250V236H244ZM14 241V240H12ZM27 241V240H26ZM25 241V242H26ZM33 241V240H32ZM151 241V240H150ZM2 242V243H3ZM30 242V241H29ZM79 242V241H78ZM135 242V241H134ZM153 242V241H152ZM228 242V241H227ZM154 243V242H153ZM184 243V242H182ZM205 243V242H204ZM233 243V242H232ZM1 244V243H0ZM5 245L2 246L0 248V264H31V259L30 257H28V255L25 253H21L23 251H18V250H13L11 249V246H9L10 244H8V246H6L7 244L4 243ZM54 244V243H52ZM133 244V243H132ZM136 244V243H135ZM141 244V247L143 249V251L146 253L148 252V257L149 259H154V258H158L160 257V255H157L159 253H155L154 251V246L152 245V243H145V244ZM231 244V243H230ZM226 245V244H225ZM224 245V246H225ZM182 247H179V249L182 251L183 250V245H181ZM194 245H191L190 247H192ZM198 246V245H197ZM204 246V244H203ZM206 246V245H205ZM20 247V246H19ZM186 247V246H185ZM208 249L204 248L205 250H208L209 252H211L210 254L212 255V260H213V257H216L218 258L217 256H220L222 253H224V251L228 250L227 248L229 246H225L223 248V246L217 244V243H209L208 244ZM18 248V247H17ZM200 248V247H199ZM232 248V247H231ZM19 249V248H18ZM23 249V248H22ZM46 249H50L51 248L49 247V245L47 246ZM63 249V248H62ZM141 249V248H140ZM197 249V248H196ZM202 249V248H200ZM252 249V248H251ZM21 250V249H19ZM203 251V249H202ZM20 252V254H19ZM157 252V251H156ZM254 252V251H253ZM256 252V250H255ZM264 253V250L262 251ZM141 253V252H140ZM183 253V252H182ZM203 253V252H202ZM206 253V252H205ZM246 253V254H247ZM209 254V253H207ZM133 255V252H128L126 251V254L125 256L127 257H131ZM185 255V254H184ZM211 255L209 256H203L202 254L199 255L198 259L195 258L196 260H193L191 262V258H190V261L186 259H181L182 257L185 258L186 256H180L179 259L177 260H173L172 262L168 263V264H212V262H209L211 258H209ZM229 255V256H230ZM162 256V255H161ZM255 256V255H254ZM193 257V256H192ZM231 257V258H232ZM252 257V256H251ZM161 258V257H160ZM193 258V259H194ZM220 258V257H219ZM80 260V259H79ZM126 260V259H125ZM172 260V259H171ZM209 260V261H208ZM264 263V262H263ZM262 263V264H263ZM34 264V263H32ZM53 264H58V262L56 263H53ZM60 264V263H59ZM123 264V263H122ZM255 264H261V263H255Z\"/></svg>",
	"mask_w": 264,
	"mask_h": 264
}]
</instances>
